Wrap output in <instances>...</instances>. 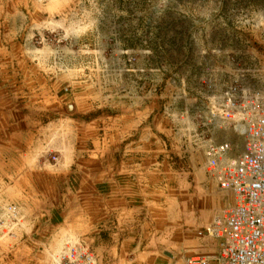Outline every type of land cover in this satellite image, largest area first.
I'll return each mask as SVG.
<instances>
[{
    "label": "crops",
    "instance_id": "obj_1",
    "mask_svg": "<svg viewBox=\"0 0 264 264\" xmlns=\"http://www.w3.org/2000/svg\"><path fill=\"white\" fill-rule=\"evenodd\" d=\"M16 8L0 18V214L23 228L0 232V264H54L73 245L98 264H168L166 247L198 246L231 194L194 169L161 102L99 106L67 64L25 55Z\"/></svg>",
    "mask_w": 264,
    "mask_h": 264
},
{
    "label": "rangeland",
    "instance_id": "obj_2",
    "mask_svg": "<svg viewBox=\"0 0 264 264\" xmlns=\"http://www.w3.org/2000/svg\"><path fill=\"white\" fill-rule=\"evenodd\" d=\"M15 6L17 43L28 58L67 64L102 107L157 98L201 172L206 142L230 137L208 124L215 104L230 92L238 101L264 98V0H0V18ZM207 227L198 229V246L179 257L166 247L163 261L214 252ZM11 245L0 237V252Z\"/></svg>",
    "mask_w": 264,
    "mask_h": 264
},
{
    "label": "built area",
    "instance_id": "obj_3",
    "mask_svg": "<svg viewBox=\"0 0 264 264\" xmlns=\"http://www.w3.org/2000/svg\"><path fill=\"white\" fill-rule=\"evenodd\" d=\"M213 110L208 124L230 137L206 142L205 171L234 199L206 228L207 237L219 242V253L189 257L183 264H264V98L238 101L230 92ZM16 226L23 228L18 212L14 207L5 208L0 214V232L11 235ZM53 261L98 264L84 245L67 247Z\"/></svg>",
    "mask_w": 264,
    "mask_h": 264
}]
</instances>
